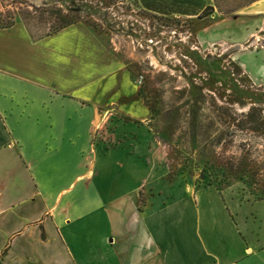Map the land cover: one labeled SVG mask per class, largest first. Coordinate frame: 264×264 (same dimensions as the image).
Segmentation results:
<instances>
[{"label": "crops", "instance_id": "obj_1", "mask_svg": "<svg viewBox=\"0 0 264 264\" xmlns=\"http://www.w3.org/2000/svg\"><path fill=\"white\" fill-rule=\"evenodd\" d=\"M256 32L264 0L196 38ZM145 114L117 51L86 24L40 37L0 27V264H264V199L213 185L171 197Z\"/></svg>", "mask_w": 264, "mask_h": 264}, {"label": "rangeland", "instance_id": "obj_2", "mask_svg": "<svg viewBox=\"0 0 264 264\" xmlns=\"http://www.w3.org/2000/svg\"><path fill=\"white\" fill-rule=\"evenodd\" d=\"M253 1L0 0V27L22 22L40 37L67 23L86 24L117 51L151 129L166 145L165 182L175 186L169 195L210 184L258 200L264 198V33L203 47L196 38L206 23L231 18ZM205 7L213 12L198 18Z\"/></svg>", "mask_w": 264, "mask_h": 264}, {"label": "trees", "instance_id": "obj_3", "mask_svg": "<svg viewBox=\"0 0 264 264\" xmlns=\"http://www.w3.org/2000/svg\"><path fill=\"white\" fill-rule=\"evenodd\" d=\"M257 1V0H256ZM253 2H255V1H253ZM253 2H251V3H253ZM250 3V4H251ZM249 5V4H248ZM247 6V5H246ZM245 7V6H244ZM213 12V8L212 7H205L204 8V10L201 12V14L198 16V18H205V17H207L210 13H212ZM78 22V21H77ZM74 23H76V22H72V23H67L66 25H64V26H62V27H60V29H62V28H64V27H66V26H69V25H71V24H74ZM59 29V30H60ZM58 31V30H57ZM54 33V32H53ZM211 167V166H210ZM224 170V169H223ZM229 175H230V172H229ZM222 176H224V174L222 175ZM208 185H210V184H207V185H204V186H208ZM214 186V185H213ZM216 187V186H215ZM263 193H264V191H263ZM261 199H264V198H261ZM258 200H260V199H258Z\"/></svg>", "mask_w": 264, "mask_h": 264}]
</instances>
